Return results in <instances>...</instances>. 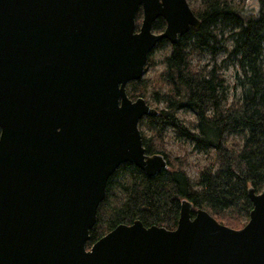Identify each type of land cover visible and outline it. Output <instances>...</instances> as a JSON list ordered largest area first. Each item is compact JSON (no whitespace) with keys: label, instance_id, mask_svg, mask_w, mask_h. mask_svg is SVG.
I'll return each instance as SVG.
<instances>
[{"label":"water","instance_id":"water-1","mask_svg":"<svg viewBox=\"0 0 264 264\" xmlns=\"http://www.w3.org/2000/svg\"><path fill=\"white\" fill-rule=\"evenodd\" d=\"M199 26L186 0H0V264H264V184L239 230L183 200L174 230L134 221L85 247L120 165L167 168L138 129L158 112L126 85Z\"/></svg>","mask_w":264,"mask_h":264},{"label":"trees","instance_id":"trees-1","mask_svg":"<svg viewBox=\"0 0 264 264\" xmlns=\"http://www.w3.org/2000/svg\"><path fill=\"white\" fill-rule=\"evenodd\" d=\"M191 11L199 28L178 37L151 88L145 78L126 86L130 100L162 105L155 117H143L138 126L147 131L141 134L145 154L161 155L167 168L146 177L133 165H120L107 181L86 249L118 225L134 221L146 228L174 230L183 200L191 204V216L201 209L220 225L239 230L252 207L247 191L263 188L264 0H198ZM141 20L139 9L136 29ZM164 28L161 18L152 23L154 33ZM167 43L160 41L153 51ZM153 51L146 68L154 63ZM220 54L237 68L233 89L238 94L229 103L221 68L214 63ZM202 55L210 57V68L191 64ZM183 109L194 113L195 122L182 124L176 114ZM168 128L209 158L210 164L202 166L194 180L185 171V158H173L166 150Z\"/></svg>","mask_w":264,"mask_h":264},{"label":"rangeland","instance_id":"rangeland-1","mask_svg":"<svg viewBox=\"0 0 264 264\" xmlns=\"http://www.w3.org/2000/svg\"><path fill=\"white\" fill-rule=\"evenodd\" d=\"M187 4L189 5L190 9L198 4V0H186ZM171 52V45L167 43L163 47L153 51L152 56L150 57L154 62L151 67H145V71L142 78L148 79L150 83V88L152 84L156 81L158 74L163 70L164 66L162 63L163 57L165 55L170 54ZM214 63L221 68L220 74L222 75L223 79L225 80V84L227 87V97L229 103L232 98L236 97L238 94L237 90L233 89L235 85V75L237 73L236 66L231 62L225 59L223 54L218 55ZM191 64L201 67V66H208L210 68L213 64L210 57L208 55H202L199 58L193 57L191 59ZM137 99V98H136ZM146 104L155 110L162 109V105H158L154 103L150 99H144ZM176 117L182 121L184 126H187L188 123L195 122V115L193 112L189 110H180L177 112ZM138 129L141 134L147 135V131L144 127H139ZM165 147L166 150L170 153V155L174 157L185 158L186 160V168L185 171L188 177L191 180H194L198 176L199 169L207 164H210L209 158L198 152L193 150L192 145L186 141L183 137L177 135L172 129L168 128L165 131Z\"/></svg>","mask_w":264,"mask_h":264},{"label":"clouds","instance_id":"clouds-1","mask_svg":"<svg viewBox=\"0 0 264 264\" xmlns=\"http://www.w3.org/2000/svg\"><path fill=\"white\" fill-rule=\"evenodd\" d=\"M0 135H2V130H0Z\"/></svg>","mask_w":264,"mask_h":264}]
</instances>
